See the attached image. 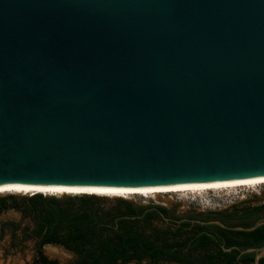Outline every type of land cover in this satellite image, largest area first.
<instances>
[{
    "label": "water",
    "instance_id": "obj_1",
    "mask_svg": "<svg viewBox=\"0 0 264 264\" xmlns=\"http://www.w3.org/2000/svg\"><path fill=\"white\" fill-rule=\"evenodd\" d=\"M259 176L264 0H0V185Z\"/></svg>",
    "mask_w": 264,
    "mask_h": 264
},
{
    "label": "trees",
    "instance_id": "obj_2",
    "mask_svg": "<svg viewBox=\"0 0 264 264\" xmlns=\"http://www.w3.org/2000/svg\"><path fill=\"white\" fill-rule=\"evenodd\" d=\"M33 194L0 197V214L14 210L27 220L24 226L0 224V240L9 233L5 256L23 252L31 243L33 255L26 264H253L255 253L240 250L264 246V224L245 232L193 222L250 228L264 221L262 194L219 210L184 211H179L180 203L108 200L91 193L64 198ZM49 245L70 258L63 263L48 257L44 249Z\"/></svg>",
    "mask_w": 264,
    "mask_h": 264
},
{
    "label": "rangeland",
    "instance_id": "obj_3",
    "mask_svg": "<svg viewBox=\"0 0 264 264\" xmlns=\"http://www.w3.org/2000/svg\"><path fill=\"white\" fill-rule=\"evenodd\" d=\"M260 194L264 196V183L245 184L240 186H225L213 189H192L153 194L134 193L125 194V196L122 197L102 196V198H106L108 200L121 198L144 204L159 203L168 206L174 203H180L179 211H184L190 208H196L198 210H219L233 203L250 198L253 195ZM10 195L18 198H28L34 194L16 193L12 191L0 192V197ZM41 195L47 197L64 198L75 197L73 195L77 194L70 195L68 193H45ZM97 197H101V195H98ZM6 221H15L17 223H20L22 226L27 223V220L23 218L19 212L14 210H9L6 213L0 214V224ZM8 238L9 233L6 232L4 238L0 240V264H26L27 262H29L33 255L31 243L27 244V247L23 252L12 253L11 255L5 256V250L8 246ZM44 251L48 257L57 259L62 262L67 261L70 258V255L68 253L58 247L46 246Z\"/></svg>",
    "mask_w": 264,
    "mask_h": 264
},
{
    "label": "bare ground",
    "instance_id": "obj_4",
    "mask_svg": "<svg viewBox=\"0 0 264 264\" xmlns=\"http://www.w3.org/2000/svg\"><path fill=\"white\" fill-rule=\"evenodd\" d=\"M264 183V176L216 181L191 184H178L154 187H99V186H46V185H22V184H3L0 185L1 191H12L16 193H91L105 196H125L134 193H165L172 191L213 189L225 186H240L245 184ZM127 196V195H126Z\"/></svg>",
    "mask_w": 264,
    "mask_h": 264
},
{
    "label": "flooded vegetation",
    "instance_id": "obj_5",
    "mask_svg": "<svg viewBox=\"0 0 264 264\" xmlns=\"http://www.w3.org/2000/svg\"><path fill=\"white\" fill-rule=\"evenodd\" d=\"M49 246H50V245H49ZM53 247H54V246H53ZM60 262H62V261H60ZM64 262H66V261H64ZM64 262H63V263H64Z\"/></svg>",
    "mask_w": 264,
    "mask_h": 264
}]
</instances>
